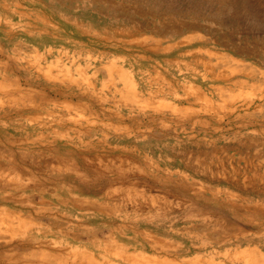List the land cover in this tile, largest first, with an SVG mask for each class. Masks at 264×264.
Returning a JSON list of instances; mask_svg holds the SVG:
<instances>
[{
  "label": "rangeland",
  "instance_id": "374dc122",
  "mask_svg": "<svg viewBox=\"0 0 264 264\" xmlns=\"http://www.w3.org/2000/svg\"><path fill=\"white\" fill-rule=\"evenodd\" d=\"M13 50L17 59L8 56ZM73 59V70L91 65L84 68L91 89L45 78ZM6 83L16 90L6 93ZM121 92L151 93L155 102L130 113ZM170 107L187 115L174 117ZM69 113L98 122L79 129L85 139L103 132L118 147L102 137L79 151L54 141L48 133L74 127L62 119ZM144 153L171 174L116 172L121 160L136 163ZM73 160L89 182L53 176ZM6 173L31 183L5 196ZM111 188L116 194L103 196ZM68 191L87 202L63 199ZM230 191L240 199L231 202ZM157 212L164 223H149ZM13 216L33 233L86 249L71 264H91L85 255L110 264L113 251L127 257L137 245L155 250L153 259L203 264L211 249L196 246L202 239L255 236L264 225V0H0V241ZM169 239L183 247L171 251ZM30 247H37L30 237L0 242V261ZM235 253L234 264H250ZM65 255L54 250L49 264Z\"/></svg>",
  "mask_w": 264,
  "mask_h": 264
},
{
  "label": "clouds",
  "instance_id": "9594fccd",
  "mask_svg": "<svg viewBox=\"0 0 264 264\" xmlns=\"http://www.w3.org/2000/svg\"><path fill=\"white\" fill-rule=\"evenodd\" d=\"M8 56L10 59H17L15 50H13L11 53H8ZM20 59V58H19ZM76 63V61L73 59L70 63H64L61 64L59 61V68L56 75H52V77H49L45 75V78L49 83H55L59 84L61 86L64 85H74L77 87H80L82 83L88 84V88H92L93 85L88 83V77L85 75L84 68L90 67V64H86L84 68L82 67H75L73 70V65ZM54 77V78H53ZM137 87H139L137 85ZM16 87L11 83H6L4 85V91L6 93L15 91ZM101 92L104 91V89L100 90ZM110 99H114V97H105V103H107ZM120 99L124 101V107L129 108V111L133 110L135 108L139 112L143 113L144 111L151 108L152 103L155 102V97L149 93L148 99H141L137 97H126L125 93L121 92ZM131 106V107H130ZM120 105L117 104V109H119ZM191 111V110H190ZM194 111H201V109H195ZM170 113L172 116L177 118H184L187 113L181 112L178 109L171 108L170 107ZM48 119H53V117H48ZM63 120L68 121L71 123L74 127L68 129L65 132H58L53 130L52 132L48 133L49 136L52 137V139L56 142L67 144L71 148H73L76 151H79L84 148L93 147L92 144L93 140H100V137H102V143L105 144L107 147H111L113 149L117 148L118 146L115 145H107V141L110 139V137L106 133H100V136H93L91 139H85V134L83 132H80L79 129L83 127H96L98 122L94 119L86 116L81 115L79 113H69L66 116L62 117ZM27 124L29 126L35 127L38 124V121L30 120L27 121ZM40 127H43V125H40ZM103 127H109L108 125H103ZM112 131L116 134L121 133L124 131L121 128H114ZM37 139L42 140L43 136L37 137ZM148 139L147 136H144L141 138L142 142H146ZM162 161L159 157H153L149 153H144L140 160L136 163H133L131 160H121V163L118 165H115L116 172L119 174H123L125 172H132V171H144L145 168L148 170H160L163 171L166 174H171V170L168 168H161ZM127 164L128 167H123L122 165ZM108 169H105L107 171ZM182 176H185L186 179H191L186 173H179ZM53 176L58 178L63 177H71L73 180L79 182V183H86L89 182L91 177L79 165L75 160H73L68 166H60L55 167L53 171ZM5 183L7 185H10V189L8 192H6L5 196H11L14 193L20 191V188L27 184L31 183V181H21L19 176L17 175H9L5 174ZM201 190H204V186L201 185ZM118 191V188H111L104 192L103 196H110L116 194ZM221 190L217 189L216 194L218 195ZM103 196L98 198L97 200L93 201V203H98L100 199H103ZM57 199H61V197H57ZM63 199L66 200H81L85 199V202H87V199L84 197H81L75 192L68 191L66 197H63ZM228 199L231 202H236L240 199L239 193L237 192H229ZM175 207L179 208L180 205L177 204ZM66 215L68 213H65ZM117 217H119V213L116 214ZM80 216L77 214L73 217V219H79ZM126 219V217H124ZM185 220L194 219V217L191 216H185ZM12 222L7 225L6 232H5V238L0 241L4 245H12L14 241L18 239H28L31 238V241L33 244H36L37 247H30L26 248L24 250H9L5 253L2 261H0V264H49V261L52 257L53 251L57 249L65 250L66 255L64 256V264H70V262H73L74 260L79 258V254L82 251H86V249L82 248L79 245H71L67 243L63 239H57L50 236H44L41 233L40 229H35L34 233L31 231L33 229L32 225L25 224L23 221H19L18 216H13L11 219ZM159 222L160 224L164 223V220L160 219V213L157 212L155 216H152L148 222L154 223ZM173 223H176V220L173 219ZM259 228V231L256 233L255 236H249V235H241L236 236L231 239H224L219 242L216 241H210L207 239H202L199 244H197V247L200 248H206L211 249L210 251H207L203 258V264H234V261L236 259L235 252L237 250H240L242 252L248 253L252 252L255 254H258L257 256H254L251 260V264H264V225H257ZM169 230L173 232L174 235H183L179 232L177 229H172L171 225H169ZM147 239L150 241L151 236H147ZM43 243L46 246L40 247L39 245ZM166 243L168 244H175V248H172L171 251H176V249L182 248L183 243L173 241L171 239L167 240ZM161 251H169L167 248H162ZM143 256L144 259L149 261V264L151 260L155 256V250L153 252L149 253L143 246L137 245L132 248L131 254L127 257L120 254L119 251H113L111 253V260L110 264H138V258ZM104 259H108V257H104ZM166 264H183L182 260H173V261H166Z\"/></svg>",
  "mask_w": 264,
  "mask_h": 264
},
{
  "label": "bare ground",
  "instance_id": "6f19581e",
  "mask_svg": "<svg viewBox=\"0 0 264 264\" xmlns=\"http://www.w3.org/2000/svg\"><path fill=\"white\" fill-rule=\"evenodd\" d=\"M132 93V92H131ZM133 94V93H132ZM6 223V222H5ZM3 225V224H2ZM241 233V232H240ZM222 235V234H221ZM155 247V246H154ZM159 248V247H158ZM252 253V252H251ZM90 254H92L93 255V253H90ZM236 254V253H235ZM245 255V256H244ZM244 255L243 254H241L240 256H239V258H243L244 260H246V263H250L251 264V260H252V258L255 256L253 253L252 254H246V253H244ZM80 256V255H79ZM57 259V258H56ZM79 259V258H78ZM88 260V261H90V263L91 264H99V263H97L96 262V260L92 257V256H90V255H85V260ZM189 259V258H188ZM62 260V259H61ZM170 260H172L171 258H170ZM174 260V259H173ZM184 261V260H183ZM199 261V260H198ZM238 261V260H237ZM56 262H57V260H56ZM62 262H63V260H62ZM102 262V261H101ZM139 264H149V261L148 260H146V259H144L143 257H142V259H140L139 261ZM201 262V261H200ZM200 262H191V264H201ZM58 263H61V262H58ZM58 263H56V264H58ZM64 263V262H63ZM63 263H61V264H63ZM81 263V262H80ZM103 263V262H102ZM71 264V263H70ZM83 264V263H82ZM86 264V263H85ZM150 264H166V261H164V260H158V259H152L151 260V262H150Z\"/></svg>",
  "mask_w": 264,
  "mask_h": 264
}]
</instances>
